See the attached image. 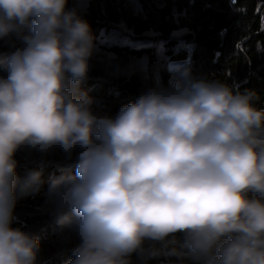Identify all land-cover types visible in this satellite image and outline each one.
<instances>
[{
	"label": "clouds",
	"instance_id": "clouds-1",
	"mask_svg": "<svg viewBox=\"0 0 264 264\" xmlns=\"http://www.w3.org/2000/svg\"><path fill=\"white\" fill-rule=\"evenodd\" d=\"M68 0H0V264H38L40 243L13 227L18 151L63 153L44 193L74 233L67 264H264V108L254 90L168 66L113 117L80 85L96 53ZM74 169V171H73ZM38 191L42 172L23 178ZM254 195H249V194Z\"/></svg>",
	"mask_w": 264,
	"mask_h": 264
},
{
	"label": "trees",
	"instance_id": "trees-1",
	"mask_svg": "<svg viewBox=\"0 0 264 264\" xmlns=\"http://www.w3.org/2000/svg\"><path fill=\"white\" fill-rule=\"evenodd\" d=\"M83 3L81 9L68 0L67 8L82 10L94 37L92 69L80 88L94 99L97 113L114 117L154 81L167 85L171 62L190 64L199 77L254 90L264 108V0H136L138 10L128 0ZM28 31L0 40V54L21 46ZM15 159L21 185L12 226L38 235V264H67L78 240L48 212L44 193L70 162L58 150L43 156L24 149ZM32 170L42 172L38 191L23 182ZM152 264L180 262L161 257Z\"/></svg>",
	"mask_w": 264,
	"mask_h": 264
},
{
	"label": "rangeland",
	"instance_id": "rangeland-1",
	"mask_svg": "<svg viewBox=\"0 0 264 264\" xmlns=\"http://www.w3.org/2000/svg\"><path fill=\"white\" fill-rule=\"evenodd\" d=\"M78 6L82 9L83 7V0H77ZM128 3L130 6H133L135 8V10H138L137 4H136V0H128ZM178 63H169L168 66H172V68L177 67Z\"/></svg>",
	"mask_w": 264,
	"mask_h": 264
},
{
	"label": "bare ground",
	"instance_id": "bare-ground-1",
	"mask_svg": "<svg viewBox=\"0 0 264 264\" xmlns=\"http://www.w3.org/2000/svg\"><path fill=\"white\" fill-rule=\"evenodd\" d=\"M79 12H80V11H79ZM81 12H82V10H81ZM81 12H80V13H81Z\"/></svg>",
	"mask_w": 264,
	"mask_h": 264
}]
</instances>
